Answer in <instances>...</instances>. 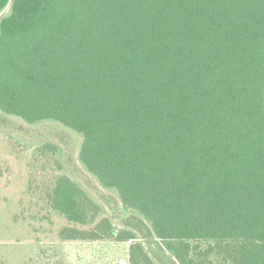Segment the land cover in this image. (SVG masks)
<instances>
[{
    "label": "trees",
    "instance_id": "1",
    "mask_svg": "<svg viewBox=\"0 0 264 264\" xmlns=\"http://www.w3.org/2000/svg\"><path fill=\"white\" fill-rule=\"evenodd\" d=\"M0 115L78 136L110 197L58 175L61 241L264 264V0H0Z\"/></svg>",
    "mask_w": 264,
    "mask_h": 264
},
{
    "label": "rangeland",
    "instance_id": "2",
    "mask_svg": "<svg viewBox=\"0 0 264 264\" xmlns=\"http://www.w3.org/2000/svg\"><path fill=\"white\" fill-rule=\"evenodd\" d=\"M79 142L55 124L29 127L0 115V264H129L127 242L58 237L69 225L48 203L58 175L75 178L101 203L110 198L77 163Z\"/></svg>",
    "mask_w": 264,
    "mask_h": 264
}]
</instances>
